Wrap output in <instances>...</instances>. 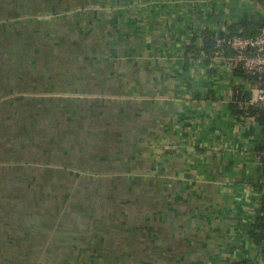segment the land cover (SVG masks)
I'll list each match as a JSON object with an SVG mask.
<instances>
[{"label":"crops","instance_id":"obj_1","mask_svg":"<svg viewBox=\"0 0 264 264\" xmlns=\"http://www.w3.org/2000/svg\"><path fill=\"white\" fill-rule=\"evenodd\" d=\"M74 8L52 13L50 62L0 65V186L134 188L89 207L107 210V223L82 222L80 233L115 236L113 264L264 262L249 233L262 135L230 108L245 80L198 49L205 29L242 32L264 18V3Z\"/></svg>","mask_w":264,"mask_h":264},{"label":"rangeland","instance_id":"obj_2","mask_svg":"<svg viewBox=\"0 0 264 264\" xmlns=\"http://www.w3.org/2000/svg\"><path fill=\"white\" fill-rule=\"evenodd\" d=\"M88 1L92 0H0V65L43 66L50 62L45 52L55 46L49 36L50 20L56 16L52 13L66 6L75 10ZM57 48L61 52V44ZM66 172L80 179V171ZM132 189L0 186V264H113L109 242L115 236L80 233L82 222L107 223V210L89 207L102 205L95 201L115 200ZM262 258L264 261V253Z\"/></svg>","mask_w":264,"mask_h":264},{"label":"built area","instance_id":"obj_3","mask_svg":"<svg viewBox=\"0 0 264 264\" xmlns=\"http://www.w3.org/2000/svg\"><path fill=\"white\" fill-rule=\"evenodd\" d=\"M229 52L231 54H229ZM217 57L222 58L229 67L242 68V70L256 76L257 80L251 82L244 81L236 87V93L242 94L244 87L250 92L244 99H235L241 108L257 106L264 108V27L260 28L255 36H243L240 34H231L219 36L216 42ZM264 144V136L261 139ZM259 166L264 165V147L256 150ZM256 201L260 202V197L256 193ZM264 250V244L257 245Z\"/></svg>","mask_w":264,"mask_h":264},{"label":"trees","instance_id":"obj_4","mask_svg":"<svg viewBox=\"0 0 264 264\" xmlns=\"http://www.w3.org/2000/svg\"><path fill=\"white\" fill-rule=\"evenodd\" d=\"M262 3H264V0H259ZM251 19V20H250ZM249 19V23L247 24V27L240 32V25L233 28V34H240L243 36H255L259 33L260 28L264 27V18H260L259 20H253L252 18ZM224 36L226 33H219ZM226 35H231V33H228ZM217 36L215 31L212 29H205L203 31V43L200 45V48L204 51V53L207 56V62L210 61V58L214 56L216 51V42H217ZM237 75L244 79L245 81L250 80L251 82H255L257 80L256 76H251L247 73H245L242 68H238ZM244 91L242 94L234 92V100L235 99H244L247 98L250 94V92L244 87ZM231 110L233 113L239 118V119H246L248 117H254L257 121L259 132L262 135V138L264 136V108H260L257 106H251L247 109H243L239 106V104L234 101L230 105ZM261 138V139H262ZM264 147V144L262 141L258 145V149H261ZM255 189L257 194L260 197V202L258 203L260 208V214L255 218L254 222L252 223V227L249 231L250 238L255 242L256 245H262L264 244V165H261L258 168V179L255 183ZM232 264H253L248 259H243L239 261H235Z\"/></svg>","mask_w":264,"mask_h":264}]
</instances>
